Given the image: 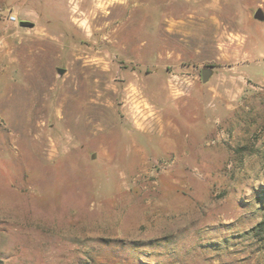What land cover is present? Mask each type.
<instances>
[{
	"label": "rangeland",
	"instance_id": "374dc122",
	"mask_svg": "<svg viewBox=\"0 0 264 264\" xmlns=\"http://www.w3.org/2000/svg\"><path fill=\"white\" fill-rule=\"evenodd\" d=\"M113 2L0 10V264H264V0Z\"/></svg>",
	"mask_w": 264,
	"mask_h": 264
},
{
	"label": "bare ground",
	"instance_id": "6f19581e",
	"mask_svg": "<svg viewBox=\"0 0 264 264\" xmlns=\"http://www.w3.org/2000/svg\"><path fill=\"white\" fill-rule=\"evenodd\" d=\"M77 2L76 8H78L79 12L80 11H85L84 14L81 15H86V19L89 20V25H95L96 23H99L100 21H106V20H110L112 18V16L114 15V11H116L118 9V5L115 4H111V1L113 2L114 0H71V2ZM65 2V0H64ZM131 2V1H130ZM128 2V4L130 3ZM70 3V2H69ZM107 3H110L109 5ZM115 3V2H113ZM120 3V2H119ZM146 3V2H145ZM118 4V3H117ZM138 4V3H137ZM108 5V7H107ZM72 6V5H71ZM138 7V6H137ZM107 8L111 9V12L109 13H103V11L107 10ZM124 8V7H123ZM136 8L135 6H127V9H129L132 13L133 9ZM113 10V11H112ZM127 10V11H129ZM70 13V12H69ZM68 13V14H69ZM96 15V16H95ZM71 17V16H70ZM69 18V17H68ZM76 23V22H75ZM171 23V27H176L178 24L174 23V22H170ZM177 24V25H176ZM82 25V24H81ZM104 25V24H103ZM76 26V25H75ZM74 26V27H75ZM110 26L111 23H108L107 25H105L103 27V29H101L100 31L104 32L107 36V41L108 39H110ZM81 27V26H79ZM129 27L131 28V25H126V28ZM125 28V29H126ZM92 29V28H91ZM175 29V28H174ZM77 30V29H76ZM80 30V29H79ZM93 30V29H92ZM97 30V29H96ZM95 30V31H96ZM86 31V30H85ZM79 32V31H78ZM84 32V31H83ZM85 33V32H84ZM88 33V32H87ZM95 33V32H94ZM97 33V32H96ZM100 33V32H98ZM82 35V34H81ZM91 35V34H90ZM93 35V34H92ZM131 35V34H130ZM129 35V37H130ZM78 36V35H77ZM83 36V35H82ZM101 36V35H100ZM89 39V38H88ZM95 39V38H94ZM83 40V38H82ZM85 40V39H84ZM87 40V39H86ZM94 41V40H93ZM100 41V39H99ZM102 41V40H101ZM106 42H102V44L104 45ZM111 43V40L110 42ZM114 43V42H113ZM98 45V44H96ZM151 122V121H150Z\"/></svg>",
	"mask_w": 264,
	"mask_h": 264
},
{
	"label": "water",
	"instance_id": "95a60500",
	"mask_svg": "<svg viewBox=\"0 0 264 264\" xmlns=\"http://www.w3.org/2000/svg\"><path fill=\"white\" fill-rule=\"evenodd\" d=\"M254 17L258 20H263V15L261 14L260 11H257L255 14H254ZM211 75V71L209 69H204L201 71V78H202V81L203 82H207V80L209 79Z\"/></svg>",
	"mask_w": 264,
	"mask_h": 264
},
{
	"label": "crops",
	"instance_id": "0c3cea01",
	"mask_svg": "<svg viewBox=\"0 0 264 264\" xmlns=\"http://www.w3.org/2000/svg\"><path fill=\"white\" fill-rule=\"evenodd\" d=\"M4 4H6V0H0V10H2Z\"/></svg>",
	"mask_w": 264,
	"mask_h": 264
},
{
	"label": "built area",
	"instance_id": "2783aa9c",
	"mask_svg": "<svg viewBox=\"0 0 264 264\" xmlns=\"http://www.w3.org/2000/svg\"><path fill=\"white\" fill-rule=\"evenodd\" d=\"M11 20L15 21V18H11Z\"/></svg>",
	"mask_w": 264,
	"mask_h": 264
}]
</instances>
